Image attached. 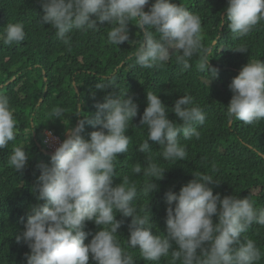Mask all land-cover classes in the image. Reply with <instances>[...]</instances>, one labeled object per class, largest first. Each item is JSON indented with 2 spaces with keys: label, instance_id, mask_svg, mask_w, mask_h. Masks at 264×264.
Masks as SVG:
<instances>
[{
  "label": "clouds",
  "instance_id": "1",
  "mask_svg": "<svg viewBox=\"0 0 264 264\" xmlns=\"http://www.w3.org/2000/svg\"><path fill=\"white\" fill-rule=\"evenodd\" d=\"M40 4L44 13L40 22L50 25L65 45H70L74 30L95 31L105 23L113 25L108 32L109 43L129 42L128 25L135 21L137 28L145 29V40L129 59L134 58L145 69L163 66L173 52L180 53L176 56L177 63L188 69L189 61L202 47L200 17L178 0H154L148 11L145 6L149 0H40ZM226 13L228 29L238 37H246L264 21V0H227ZM25 39L24 25L19 22L8 23L0 36L4 45H18ZM235 51L245 53L248 49L241 46ZM209 61L202 58L198 67L216 79L218 70ZM37 67L45 81L47 71L60 70V64ZM229 89L230 120L235 118L249 125L264 120V61L244 65ZM146 103L139 125L146 126L147 139L138 151L149 152L152 141L163 146L161 155L165 163L183 160L187 153L179 138L183 135L187 141H199L195 125H204L203 110L189 107L193 104L190 95H182L169 109L159 95L147 92ZM96 109L94 117L83 115L76 126L68 127L64 140L46 131L45 147L37 145L42 147L43 154L50 156V162L38 166L39 182L32 189L35 196L28 201L30 204L23 205L27 221L16 240L18 243L22 240L30 249L25 254L26 264H89L90 256L95 264H135L130 253L120 246L121 236L129 249L138 248L139 255L152 264H161L160 259L172 249V242L177 246L172 256L180 264H255L260 260L261 252L255 241L247 239L240 243L239 237L253 223L264 226V210L258 212L247 197L221 198L219 193L214 194L209 185L216 182L208 175L194 176L179 184L168 174L163 194L167 217L162 221L166 234L163 239L153 234L151 217L140 212V207L144 201L157 197L150 193L158 190L157 181L164 180L165 170L151 160L144 167L137 164L132 169L131 183L141 174L152 178L143 186V193L137 192L136 185L128 184L127 180L113 182L118 154L129 150L131 139L126 132L137 117L138 105L132 96L126 94L121 98L110 93L96 104ZM170 111L182 122L180 126L168 118ZM80 112L77 107V113ZM62 114V109L55 110L56 118ZM86 123L99 126L87 139L83 135ZM16 124L9 98L0 95V150L15 140ZM29 159L23 148L15 147L8 163L19 173ZM196 172L187 171L190 175ZM153 180H157L156 184ZM118 213L130 217L129 227L121 226ZM214 216L218 219L216 223ZM89 221L100 230L86 244Z\"/></svg>",
  "mask_w": 264,
  "mask_h": 264
},
{
  "label": "trees",
  "instance_id": "2",
  "mask_svg": "<svg viewBox=\"0 0 264 264\" xmlns=\"http://www.w3.org/2000/svg\"><path fill=\"white\" fill-rule=\"evenodd\" d=\"M178 1L201 19L202 47L189 61L188 69L177 63L178 52H173L163 66L150 69L140 67L134 58L129 59L145 40V29L137 28L135 21L128 25L129 42L109 43L108 32L113 25L105 23L95 31L74 30L70 45H65L57 39L50 25L40 22L39 18L44 14L40 0H0V36L8 23H22L26 32L25 41L18 45H4L0 40V95L9 98L17 121L15 140L0 150V264H26L25 254L30 249L22 240L19 243L16 240L21 235L19 226L24 225L22 221L18 222L17 210L21 205L30 204L28 201L35 196L32 189L39 182L38 166L50 162V156L41 151L45 147V132L64 140L66 129L74 127L84 116L94 117L96 104L102 103L110 93L121 98L126 94L132 96L138 105L137 117L129 123L126 132L131 139L129 150L118 154L115 161L114 184L125 180L130 184L134 175L132 169L137 164L146 166L149 160L165 170L163 181L153 180L155 184L157 181L158 190L150 195L157 197L144 201L140 207V212L151 217L153 234L162 239L166 234L162 221L167 217V203H164L166 195L163 194L167 190L169 173L179 184L194 176L208 175L216 182L209 185L214 194L219 193L221 198L230 195L241 199L247 197L258 212L264 210V120L249 125L227 116L232 79L248 62L264 61V21L248 36L238 37L227 27V0ZM152 3L154 0H149L145 11ZM148 31L158 36L152 29ZM241 46L248 52L235 51ZM205 57L210 60V66L218 70L216 79L199 69L198 65ZM40 64L45 67L60 64V70L47 71L45 81L37 67ZM98 84L111 87L102 89ZM147 92L159 95L169 109L182 95H190L193 104L189 107L198 106L203 110L204 125H195L200 133L199 141H187L183 135L179 138L187 153L183 160L165 163L161 155L163 146L152 141H149L152 147L149 152L138 151L139 145L147 139L146 126L139 125L147 104ZM76 105L81 109L80 113H77ZM56 109L63 110L60 118L54 115ZM168 118L177 126L182 124L171 111ZM95 130H99L98 125L93 127L86 123L84 137L89 138ZM15 147L23 148L30 156L27 166L19 173L8 163ZM187 171L197 172L190 175ZM151 179L141 174L131 184L136 185L137 192L143 193V186ZM118 215L123 228L131 225L130 217ZM213 220L218 222L215 216ZM85 230L90 233L85 240L87 244L100 229L89 221ZM247 239L255 241L261 252V258L255 264H264V226L253 223L239 237L240 243ZM119 244L130 253L135 264H152L139 255L138 248L129 249L123 236ZM172 244L168 256L160 259L161 264H180L172 256V250L177 247L174 242ZM89 264H95L91 256Z\"/></svg>",
  "mask_w": 264,
  "mask_h": 264
},
{
  "label": "rangeland",
  "instance_id": "3",
  "mask_svg": "<svg viewBox=\"0 0 264 264\" xmlns=\"http://www.w3.org/2000/svg\"><path fill=\"white\" fill-rule=\"evenodd\" d=\"M77 123H75L74 126H76ZM65 137V136H64ZM50 144L52 145L53 144V140L50 141ZM48 147L50 148V145L48 144ZM17 217H18V222L19 221H22V223L24 225L22 226H19V233L22 235L23 231H22V228L25 226V223L27 221V211H26V208L24 206H20L17 210Z\"/></svg>",
  "mask_w": 264,
  "mask_h": 264
}]
</instances>
